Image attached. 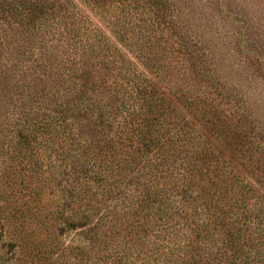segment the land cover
<instances>
[{
	"label": "trees",
	"instance_id": "trees-1",
	"mask_svg": "<svg viewBox=\"0 0 264 264\" xmlns=\"http://www.w3.org/2000/svg\"><path fill=\"white\" fill-rule=\"evenodd\" d=\"M101 1L0 0V227L84 229V264H264V137L160 0Z\"/></svg>",
	"mask_w": 264,
	"mask_h": 264
},
{
	"label": "rangeland",
	"instance_id": "rangeland-1",
	"mask_svg": "<svg viewBox=\"0 0 264 264\" xmlns=\"http://www.w3.org/2000/svg\"><path fill=\"white\" fill-rule=\"evenodd\" d=\"M160 1L154 8L158 9L155 10L158 19L162 20L163 16L162 21L170 19L175 29L182 28L179 34L182 33L183 40L200 55L199 59L207 61L198 60L199 67H207L222 76L220 82L225 88L223 95L217 96V102L222 105L227 102L232 107L249 135L264 137V0ZM100 5L109 16L114 11L115 0H102ZM139 6V2L131 3L134 12ZM119 16L124 17V11ZM46 39L51 41V37ZM170 70L175 75L182 67L175 65ZM255 146L264 158V138L260 137ZM262 162L264 165V159ZM46 203H49L46 198H40L30 204L39 208ZM42 218L17 213L0 227V264H7L10 256L12 264L85 263V230L65 229L56 236L55 217L50 221L52 225L45 228L39 227ZM7 243L14 244V250L8 254ZM57 255L60 258L54 261Z\"/></svg>",
	"mask_w": 264,
	"mask_h": 264
}]
</instances>
